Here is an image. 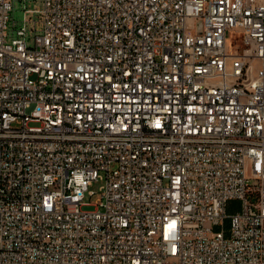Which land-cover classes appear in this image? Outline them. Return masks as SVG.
<instances>
[{"label":"built area","instance_id":"built-area-1","mask_svg":"<svg viewBox=\"0 0 264 264\" xmlns=\"http://www.w3.org/2000/svg\"><path fill=\"white\" fill-rule=\"evenodd\" d=\"M15 1L0 264H264V0Z\"/></svg>","mask_w":264,"mask_h":264},{"label":"rangeland","instance_id":"rangeland-1","mask_svg":"<svg viewBox=\"0 0 264 264\" xmlns=\"http://www.w3.org/2000/svg\"><path fill=\"white\" fill-rule=\"evenodd\" d=\"M41 0H22L19 2V0H16L15 5V11L12 14L13 18L18 21L19 25L22 24V20L24 17V10L25 9H40L42 7V4L40 2ZM32 19H36L38 21V15H33ZM227 39L230 41V33H228ZM104 181L98 180L94 181L89 186V191L93 192L94 194L90 196L88 193L85 194L84 202L90 203L92 205L90 206H82V210L84 211H93L96 209L95 204L99 201L101 193L100 189L103 187ZM241 209V204L239 201H230L228 204L227 212L229 214L235 213Z\"/></svg>","mask_w":264,"mask_h":264}]
</instances>
